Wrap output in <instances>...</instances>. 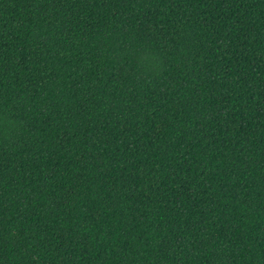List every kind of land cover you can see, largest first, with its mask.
Segmentation results:
<instances>
[{
  "label": "trees",
  "instance_id": "1",
  "mask_svg": "<svg viewBox=\"0 0 264 264\" xmlns=\"http://www.w3.org/2000/svg\"><path fill=\"white\" fill-rule=\"evenodd\" d=\"M0 264H264V0H0Z\"/></svg>",
  "mask_w": 264,
  "mask_h": 264
}]
</instances>
